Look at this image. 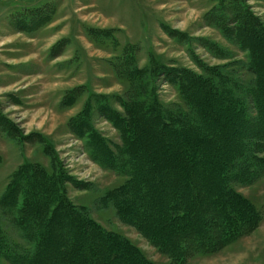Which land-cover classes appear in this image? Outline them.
<instances>
[{
    "label": "rangeland",
    "instance_id": "obj_1",
    "mask_svg": "<svg viewBox=\"0 0 264 264\" xmlns=\"http://www.w3.org/2000/svg\"><path fill=\"white\" fill-rule=\"evenodd\" d=\"M210 151L240 159L226 186L255 215L200 252L192 239L215 233L223 214L215 222L210 197L190 199L181 166L193 156L205 174ZM121 159L156 171L164 190L146 193L158 198L146 211L118 201L129 178ZM25 163L63 191L38 209L51 232L40 233V264H180L154 232L181 230L158 212L177 197L196 203L187 226L198 227L182 264H264V0H0V264H25L13 257L38 244L1 206Z\"/></svg>",
    "mask_w": 264,
    "mask_h": 264
},
{
    "label": "trees",
    "instance_id": "obj_2",
    "mask_svg": "<svg viewBox=\"0 0 264 264\" xmlns=\"http://www.w3.org/2000/svg\"><path fill=\"white\" fill-rule=\"evenodd\" d=\"M239 112H242V109L239 110ZM135 127H136V124L134 125V128ZM220 134L217 133L215 136H218ZM193 138L194 136L189 138L188 144L194 143L192 142ZM239 144L243 145L241 141ZM215 145H216V142H215ZM204 157L206 160L205 168L207 170L205 174L204 172H202L203 170L201 168V165H200V168H198V165H197L198 163L193 160L194 159L193 156H190L189 165L191 168L186 169L185 167L183 168L181 166V174L184 175V177L183 178L181 177L180 179L181 181H183V188H185V192L186 193L190 192L191 194L190 199L193 202L195 199L200 198V195L211 198L212 206L210 209L214 207L216 208L215 210L213 209V211H210L207 213L210 219H213L214 218L213 215H217L218 212L223 214V216L219 218L218 217L214 218L215 222L219 219L218 225L215 228L216 230H214L216 231L215 233L211 232L210 234L212 235L208 234V236H205L203 238H201L200 236L195 237V239L191 238L193 242L196 243L195 245L197 246V247H193V249H197L200 252H207L208 250H211V248L214 247L215 244L220 245L221 243H217L219 241H222L223 244L225 245L230 243L233 239L241 235V230L243 228L242 226L243 224L241 222L242 219L246 216L254 217L255 215L254 214L255 210L253 206H251V204H249L245 199L237 195L232 189H229L226 186V183H228L229 181L230 174L232 173L231 171L239 167L238 163L240 159L238 160L236 156H234V159L232 158L233 160H230V157H228V159H225L226 157L220 158L218 154H215L213 151L208 152L206 156ZM187 158L189 157L187 156L186 158L183 159V161L186 162L185 159ZM198 158H199V155H198ZM142 164H143V161H140V162L136 161V162H133L132 164L130 163L127 164V162H125L124 159H121L120 164L117 167V169L120 172H124V170H126L125 172L127 176H129L128 182L124 188L127 191V194L123 197L119 196L120 200L118 201L121 202L122 206L128 209L130 212L136 211V209H139V210L144 209L146 211V208H145L146 207L145 202H147L146 200L149 199V201L153 203L156 199H158L157 197L150 196V195L152 193L154 194L155 191L156 192L160 191L161 193L164 190V189L163 190L159 189L160 186L157 187V183L155 182L157 180H154L157 177L156 171L153 172V169H152V171L150 170V173H149L147 172V170ZM159 166H161V164L157 165L156 169L159 168ZM162 167H165V169L169 168L167 171H169L170 169H173V166L171 167V165H169L168 167V165H166V162L162 164L161 168ZM200 170L202 171L200 172ZM205 175H208L207 176L208 178L205 177ZM147 176H150V178ZM53 178L55 177L52 175L50 177L47 175L45 176L43 172H40L37 170V167L35 168L31 164L25 163L24 167L15 176L13 180L14 184L12 183L10 185L9 189H7L5 193L4 198L1 201V206L2 207L4 206L3 208L5 210H8V212L10 211V213L13 214L14 217H16L15 222L19 224L23 223L26 227L29 228L24 231L26 236L38 239V244H36L34 254L33 255L23 254L24 256L22 255L19 257L14 256L13 258L15 262H21L20 260H22L25 262V264H40L41 263L42 256L44 254L43 253L44 245L42 243L40 233L44 231L46 232L48 229H46L43 225H41V221H43L45 217L43 215H40L42 213L38 209L40 208V206L42 207L44 206L45 207L44 210L46 212V206L49 205V203L60 202V199L63 194L61 187L59 186L58 188V185H56L58 182L57 183L55 181L53 182ZM147 178L152 179L150 187L151 189L153 188V191L151 192L150 190L148 192L147 189L145 188V183L147 181ZM28 179H30L32 182L27 181ZM57 180H61V178H57ZM215 180L216 182H219V184L221 185V188L219 187V190L216 194H215V191L213 190L210 191L208 190L209 188H207V186L210 187V184L212 185L215 184L216 182L213 183ZM198 181L199 183H201V185L197 183ZM38 182L42 186H41V190L39 191L38 190L39 188H38L37 189L38 191L35 194L33 189H34V185L36 186ZM174 185L175 184H172V186ZM44 186L48 187V190H49L48 192H45L44 189L42 190ZM216 188L217 187L213 186L212 189H216ZM146 193H149L150 195ZM221 196H224L225 199L223 203L221 204V206L217 208L218 206L214 204V202H218L219 200H221ZM18 198H21V203L18 202ZM177 200L178 202H176V204L174 203L170 204V208L167 209L166 207L167 205H164L163 209L158 212L164 215L172 213L173 216L170 219L171 223H172V220L181 221V226H180L181 230H178V229L176 230L174 227V223H173L163 228L164 231L162 232L160 231L162 229L161 227L163 226H161L160 224L157 226V230H155L154 232L156 233L155 236L157 237V239L163 238L165 240V244L162 245V246H165L164 250H166L167 248L168 250L171 249V253H169V255L172 256L171 258H173L176 261H179V263L182 264L184 263L183 257H187V253H183V251H185L187 247H189L187 240H190V237H186V236L189 235L188 233L198 230L197 229L198 227L193 228L191 226H187L191 223V220L195 217L196 213H195V210L192 208L193 206H196L195 205L196 203L190 207L189 204H187V201L189 199H184L183 197H179V198L177 197L176 201ZM19 204H21L20 209L18 208ZM199 205L201 206L200 203ZM33 207H35V209ZM55 208L56 207H53V209ZM16 209H18V213ZM30 209H33V211L35 212L33 215H30ZM55 213L54 214L51 213V214L55 216L56 215ZM53 215H50V217ZM41 217H42V220H41ZM143 225L149 226L146 223H143L142 226ZM149 228L151 230L150 226ZM48 232L51 233L50 230H48ZM116 244L118 243L110 242L107 248L108 247L114 248ZM72 246H74L73 250L79 247V245H77L76 242H73ZM162 246H159V247H162ZM129 247L127 248V250L131 248H134L135 250V247L133 245H129ZM97 252L98 251L94 250L95 254ZM127 256H129V254L126 255V259H129Z\"/></svg>",
    "mask_w": 264,
    "mask_h": 264
}]
</instances>
